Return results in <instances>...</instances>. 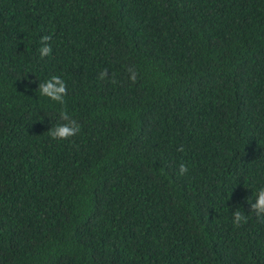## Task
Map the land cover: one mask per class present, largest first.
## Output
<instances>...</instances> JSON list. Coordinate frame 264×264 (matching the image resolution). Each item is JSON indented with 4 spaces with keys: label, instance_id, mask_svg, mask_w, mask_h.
<instances>
[{
    "label": "trees",
    "instance_id": "16d2710c",
    "mask_svg": "<svg viewBox=\"0 0 264 264\" xmlns=\"http://www.w3.org/2000/svg\"><path fill=\"white\" fill-rule=\"evenodd\" d=\"M261 186L264 0H0V264H264Z\"/></svg>",
    "mask_w": 264,
    "mask_h": 264
},
{
    "label": "clouds",
    "instance_id": "9594fccd",
    "mask_svg": "<svg viewBox=\"0 0 264 264\" xmlns=\"http://www.w3.org/2000/svg\"><path fill=\"white\" fill-rule=\"evenodd\" d=\"M51 39L50 36L44 35L41 37V47L39 48V54L41 57H45L51 54L52 48L48 41ZM131 72L130 79L135 82L136 75L134 70L128 69ZM107 75V69L101 72L100 78L103 79ZM115 82V81H113ZM41 95L49 98L52 101L58 102L59 104H64V97L67 94V87L63 79L59 76L53 75L48 80L38 85ZM60 120L63 123H59L55 126H52L48 130V134L52 139L55 140H65L69 137L76 135L80 131V125L77 121L69 116V114L61 110L59 113ZM178 151H182V148H179ZM188 171V168L181 163L179 166V172L181 175L185 174ZM254 201V202H253ZM249 203L251 212L260 223L264 224V186H261L255 194V199ZM233 224L235 227H239L242 222H247L248 217L244 215L239 209H236L233 212Z\"/></svg>",
    "mask_w": 264,
    "mask_h": 264
}]
</instances>
